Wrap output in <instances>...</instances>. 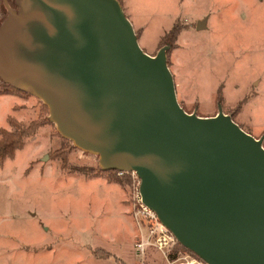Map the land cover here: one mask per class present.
Listing matches in <instances>:
<instances>
[{"label": "water", "instance_id": "obj_1", "mask_svg": "<svg viewBox=\"0 0 264 264\" xmlns=\"http://www.w3.org/2000/svg\"><path fill=\"white\" fill-rule=\"evenodd\" d=\"M15 2L4 0L0 78L40 98L102 169L134 170L143 203L183 246L210 264H264L262 135L220 107L186 111L169 45L146 52L119 0Z\"/></svg>", "mask_w": 264, "mask_h": 264}, {"label": "rangeland", "instance_id": "obj_2", "mask_svg": "<svg viewBox=\"0 0 264 264\" xmlns=\"http://www.w3.org/2000/svg\"><path fill=\"white\" fill-rule=\"evenodd\" d=\"M119 1L146 52L169 45L186 111L220 107L244 130L247 113L251 132L264 135V0ZM209 15L210 28L196 29ZM173 25L176 39L163 42ZM48 115L37 96L0 90V129L24 131L22 146L0 160V264H169L152 246L135 252L129 208L137 179L100 170L98 155L63 137Z\"/></svg>", "mask_w": 264, "mask_h": 264}, {"label": "built area", "instance_id": "obj_3", "mask_svg": "<svg viewBox=\"0 0 264 264\" xmlns=\"http://www.w3.org/2000/svg\"><path fill=\"white\" fill-rule=\"evenodd\" d=\"M118 174L130 172L140 184L134 170L116 169ZM129 212L135 225L134 247L138 256H143L147 247H154L169 264H210L203 258L178 246L174 234L161 222L154 210L143 203L139 191L131 197Z\"/></svg>", "mask_w": 264, "mask_h": 264}, {"label": "trees", "instance_id": "obj_4", "mask_svg": "<svg viewBox=\"0 0 264 264\" xmlns=\"http://www.w3.org/2000/svg\"><path fill=\"white\" fill-rule=\"evenodd\" d=\"M7 3L13 9H15L17 7L15 0H7ZM8 11L9 10L4 3V0H0V24L5 19V17L7 16ZM178 33H179V28L177 26L173 25L169 30H167L166 32L163 33L162 41L165 42L168 40V41L172 42L173 40L176 39ZM0 90L6 91V92L7 91L9 92L10 90H17V91L25 92L21 89L14 87L12 84L3 81L1 78H0ZM25 93H27V92H25ZM28 126L29 125H27L26 127H22V128L28 129L27 131H29ZM23 132L24 131L19 132L18 133L19 137H15V135H17L16 132L14 134H10L7 130H5L3 128L0 129V160L4 159L6 157L12 156L14 154L15 150L22 146L23 141L20 137V134L22 135ZM100 170H103V169H100ZM83 171L86 172L88 170H83ZM103 171L111 173V172H114L115 169H108V170H103ZM108 179L118 180L120 178L113 175L112 177H109ZM178 246L192 252L190 249L186 248L185 246H183L179 242H178Z\"/></svg>", "mask_w": 264, "mask_h": 264}, {"label": "crops", "instance_id": "obj_5", "mask_svg": "<svg viewBox=\"0 0 264 264\" xmlns=\"http://www.w3.org/2000/svg\"><path fill=\"white\" fill-rule=\"evenodd\" d=\"M206 10H208V9H206ZM206 17V27H204V28H202V29H205V28H207L208 27V29L210 28V26L211 25H209L208 26V19L210 18V15H209V17L208 16H205ZM130 19V18H129ZM209 23H210V20H209ZM142 25H144V24H142ZM206 30V29H205ZM163 35V34H162ZM161 35V36H162ZM160 36V37H161ZM254 92V91H253ZM246 115L244 116V119L243 120H246V122L249 124V128L247 129H245V131H247V132H249L251 135H253L254 137H256V136H258L260 133H261V129H259L258 131H256V133L257 134H255L254 132H251L252 130H251V128H252V125H254V121L253 120H251V116H248L247 115V113H245ZM236 123H238V122H236ZM264 124H262V125H259L261 128H262V126H263ZM241 127V126H240ZM264 140V135H262V141ZM264 147V146H263Z\"/></svg>", "mask_w": 264, "mask_h": 264}]
</instances>
